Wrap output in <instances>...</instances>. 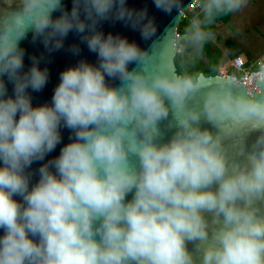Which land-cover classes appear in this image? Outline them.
Here are the masks:
<instances>
[{
    "label": "clouds",
    "instance_id": "1",
    "mask_svg": "<svg viewBox=\"0 0 264 264\" xmlns=\"http://www.w3.org/2000/svg\"><path fill=\"white\" fill-rule=\"evenodd\" d=\"M13 2L0 8V264H264V55H206L249 0H153L175 13L159 36L126 0ZM108 20L149 48L105 35ZM29 32L49 52L75 32L98 63L62 71L34 107L49 69L32 56L24 71ZM62 128L70 142L30 187Z\"/></svg>",
    "mask_w": 264,
    "mask_h": 264
},
{
    "label": "water",
    "instance_id": "2",
    "mask_svg": "<svg viewBox=\"0 0 264 264\" xmlns=\"http://www.w3.org/2000/svg\"><path fill=\"white\" fill-rule=\"evenodd\" d=\"M185 4L190 3V0H184ZM19 3V0H14L11 7L14 9L17 7ZM62 3L65 5V8L67 10H71L72 7V0H62ZM127 7L130 9L135 10H144L147 9L148 15L151 18H154L155 23L157 25L158 31L157 36L161 35L164 31V29L172 22L173 15H167L154 6L153 0H126ZM7 7V5L4 3V0H0V8ZM60 13L56 12L53 13V17L56 18L59 16ZM99 30L103 31L105 35L108 33H112L113 35L119 34L122 37H126L130 42H135L141 47L142 49H148L151 41H144L141 39L140 32L138 30H133L130 25H126L124 22L121 21H115V20H108L103 21L99 25ZM155 39V37L153 38ZM73 45H76L80 48V53L74 54L71 51V48ZM21 47L25 49V58H24V71H27L28 68L31 67V59L30 57L35 56L39 59H41L40 68L43 69L47 67L49 69V80L46 86L39 92H33L31 89H29V93L32 96V103L33 106H39L42 104H51L52 96L54 93L55 87L60 82V73L67 69L68 67L75 66L77 62L81 59L86 60L87 62L91 64H97V55L93 52H90L87 48L85 43L81 42L80 36L76 34L75 32H70L67 38L64 41V46L55 51L49 52L43 45L42 41L40 39H37L36 42L32 41V33L29 32L27 39L21 41ZM135 65H129L130 70L134 68ZM7 83V78H4ZM110 83H113L112 81H109ZM118 83V81L114 82ZM8 88V94H13V85L11 83H7ZM204 127L211 126L207 123L203 125ZM215 131V129H212ZM61 135H62V142L57 146L55 151L50 153L46 158L45 161L40 162H34L30 169L27 171L34 173L32 176V180L30 183L34 184L38 179V168L41 166L42 163L47 162V160L53 159L56 156L59 155L60 148L63 147L65 144L69 143V136L71 135L70 131L66 128L61 129ZM255 135L250 137L251 139H254ZM14 199L20 201L21 197L14 196ZM128 199H131V195H129ZM4 234L3 229H0V236ZM189 248L191 250L192 245H189Z\"/></svg>",
    "mask_w": 264,
    "mask_h": 264
},
{
    "label": "crops",
    "instance_id": "3",
    "mask_svg": "<svg viewBox=\"0 0 264 264\" xmlns=\"http://www.w3.org/2000/svg\"><path fill=\"white\" fill-rule=\"evenodd\" d=\"M252 5H256L253 9V11H256L253 12V18L255 19V22L259 23L264 27V6L259 8L257 2L252 3V1L249 0L248 6L245 9H243L239 13L229 16L228 22L216 23V25L214 26L215 40L209 42V52L211 54V58L208 57L209 59L219 57L222 54L223 49H232L239 52H243L248 57L249 61H253L257 59L259 55L264 51V42L262 41L261 45L259 43L256 45L254 43L256 37L254 33L252 34L249 32L248 28L245 27V33L241 34L240 38H236L234 41H232V37L234 36V34H232L231 31H229L228 29V26L231 24H239L240 27L244 25L242 22H240V19L242 18L239 17L243 14V16H247V12L251 13L252 10H250V8L252 7ZM260 11L263 12V14L259 13ZM197 67H204L203 62H199L197 64Z\"/></svg>",
    "mask_w": 264,
    "mask_h": 264
},
{
    "label": "rangeland",
    "instance_id": "4",
    "mask_svg": "<svg viewBox=\"0 0 264 264\" xmlns=\"http://www.w3.org/2000/svg\"><path fill=\"white\" fill-rule=\"evenodd\" d=\"M253 2H257L258 3V7H262L264 6V0H250ZM256 5H252V7L250 8L251 13H248L247 12V16H240L239 18H242L240 19V22H242L244 25H242L240 27V25L238 24H231L228 26V29L229 31H231L232 34H234V36L232 37V41H234L236 38L239 39L241 34H244L245 33V27L249 29V32L250 33H254L255 37H256V40L254 41V43L257 45L258 43L261 45L262 44V41L264 42V27L262 25H260L259 23H256L255 22V19L253 18L254 16V13L253 12H256V11H253L254 7ZM259 13H262L263 12H259ZM256 14V13H255ZM230 16V15H229ZM249 26V27H248ZM253 43V44H254ZM231 70V69H230Z\"/></svg>",
    "mask_w": 264,
    "mask_h": 264
},
{
    "label": "trees",
    "instance_id": "5",
    "mask_svg": "<svg viewBox=\"0 0 264 264\" xmlns=\"http://www.w3.org/2000/svg\"><path fill=\"white\" fill-rule=\"evenodd\" d=\"M228 19H229V16H225V17L221 18L220 20H218L217 23H219V22L226 23V22H228ZM213 30L215 32V29H213ZM209 49H210V43H208L206 45V55L211 58V54L209 52ZM198 68H202V67H198Z\"/></svg>",
    "mask_w": 264,
    "mask_h": 264
},
{
    "label": "built area",
    "instance_id": "6",
    "mask_svg": "<svg viewBox=\"0 0 264 264\" xmlns=\"http://www.w3.org/2000/svg\"><path fill=\"white\" fill-rule=\"evenodd\" d=\"M261 55H264V51L259 56H261Z\"/></svg>",
    "mask_w": 264,
    "mask_h": 264
}]
</instances>
